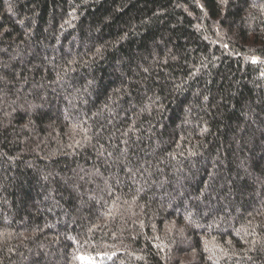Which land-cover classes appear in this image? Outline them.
<instances>
[{
  "label": "trees",
  "instance_id": "obj_1",
  "mask_svg": "<svg viewBox=\"0 0 264 264\" xmlns=\"http://www.w3.org/2000/svg\"><path fill=\"white\" fill-rule=\"evenodd\" d=\"M0 264H264V0H0Z\"/></svg>",
  "mask_w": 264,
  "mask_h": 264
},
{
  "label": "snow or ice",
  "instance_id": "obj_2",
  "mask_svg": "<svg viewBox=\"0 0 264 264\" xmlns=\"http://www.w3.org/2000/svg\"><path fill=\"white\" fill-rule=\"evenodd\" d=\"M218 3L223 5V6H226L228 3V0H218Z\"/></svg>",
  "mask_w": 264,
  "mask_h": 264
}]
</instances>
